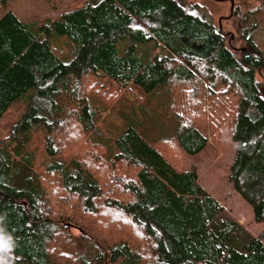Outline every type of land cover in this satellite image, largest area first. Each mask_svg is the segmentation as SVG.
<instances>
[{
    "label": "trees",
    "instance_id": "obj_1",
    "mask_svg": "<svg viewBox=\"0 0 264 264\" xmlns=\"http://www.w3.org/2000/svg\"><path fill=\"white\" fill-rule=\"evenodd\" d=\"M232 10L240 50L196 0H86L33 24L0 0V120L29 98L0 138V264H264L262 237L182 168L233 115L228 179L264 223V52L246 37L264 0Z\"/></svg>",
    "mask_w": 264,
    "mask_h": 264
},
{
    "label": "rangeland",
    "instance_id": "obj_2",
    "mask_svg": "<svg viewBox=\"0 0 264 264\" xmlns=\"http://www.w3.org/2000/svg\"><path fill=\"white\" fill-rule=\"evenodd\" d=\"M86 0H53L49 4L46 0H7V9L13 11L19 20L24 22H44L54 19L64 9L76 8ZM202 8L208 12L215 24L220 22L222 32L229 38L230 47L240 50L243 48L241 33L238 25L233 23L231 12L233 7L250 0H196ZM54 6V7H53ZM232 10V11H231ZM237 20H235V23ZM249 23L255 24V29L247 33L251 42L264 52V13H259L254 18H249ZM53 51L61 58L68 56L73 45L65 36L54 35ZM29 98L24 97L14 102L0 120V138L5 136L11 127L17 122L21 114L27 109ZM212 116L216 112L212 107ZM111 117V116H110ZM113 118V117H111ZM233 115L227 117L219 129L209 138L206 147L195 155H184L182 168L187 170L193 166L197 169L200 185L214 198L219 200L226 214L236 219L252 235L261 236L264 242V223L256 222L253 218L251 206L234 190L229 181L230 166L233 162L237 143L231 138L233 128ZM215 121L214 119H212ZM75 236L70 227L65 228Z\"/></svg>",
    "mask_w": 264,
    "mask_h": 264
},
{
    "label": "crops",
    "instance_id": "obj_3",
    "mask_svg": "<svg viewBox=\"0 0 264 264\" xmlns=\"http://www.w3.org/2000/svg\"><path fill=\"white\" fill-rule=\"evenodd\" d=\"M15 14V13H14ZM16 15V14H15ZM19 19V18H18ZM22 21V20H21ZM23 23H26V24H33V23H36V21H33V22H24L22 21ZM219 201V200H218ZM219 203L221 204V202L219 201ZM222 205V204H221Z\"/></svg>",
    "mask_w": 264,
    "mask_h": 264
}]
</instances>
